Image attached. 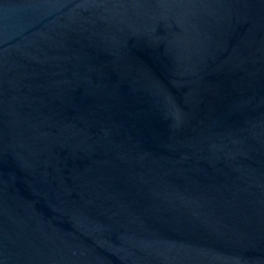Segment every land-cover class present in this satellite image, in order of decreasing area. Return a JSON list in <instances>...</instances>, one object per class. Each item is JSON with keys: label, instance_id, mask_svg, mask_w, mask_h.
<instances>
[{"label": "water", "instance_id": "95a60500", "mask_svg": "<svg viewBox=\"0 0 264 264\" xmlns=\"http://www.w3.org/2000/svg\"><path fill=\"white\" fill-rule=\"evenodd\" d=\"M0 264H264V0H0Z\"/></svg>", "mask_w": 264, "mask_h": 264}]
</instances>
